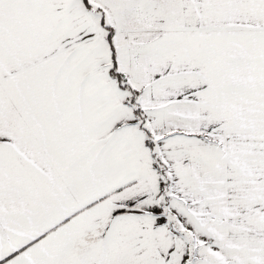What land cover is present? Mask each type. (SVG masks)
<instances>
[{
    "label": "snow or ice",
    "instance_id": "snow-or-ice-1",
    "mask_svg": "<svg viewBox=\"0 0 264 264\" xmlns=\"http://www.w3.org/2000/svg\"><path fill=\"white\" fill-rule=\"evenodd\" d=\"M0 264H264V0H0Z\"/></svg>",
    "mask_w": 264,
    "mask_h": 264
}]
</instances>
